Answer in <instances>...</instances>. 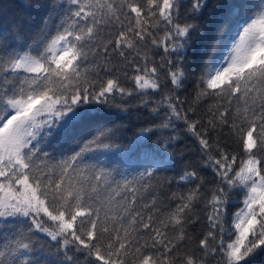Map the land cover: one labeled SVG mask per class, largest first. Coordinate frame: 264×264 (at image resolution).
I'll list each match as a JSON object with an SVG mask.
<instances>
[{"label":"snow or ice","instance_id":"1","mask_svg":"<svg viewBox=\"0 0 264 264\" xmlns=\"http://www.w3.org/2000/svg\"><path fill=\"white\" fill-rule=\"evenodd\" d=\"M66 5L37 0L38 16L0 27V220L24 218L0 240V264H249L264 252V0L217 17L211 54L195 44L208 0ZM141 109V133L170 130L165 149L177 122L195 138L185 191L153 183L167 163L155 153L131 180L86 156L115 147L112 110ZM76 121L91 139L60 158L45 150Z\"/></svg>","mask_w":264,"mask_h":264},{"label":"trees","instance_id":"2","mask_svg":"<svg viewBox=\"0 0 264 264\" xmlns=\"http://www.w3.org/2000/svg\"><path fill=\"white\" fill-rule=\"evenodd\" d=\"M36 2L37 0H0V27H3L5 22L10 23L14 19L20 21L22 18L38 16L39 11H42V9L38 11L35 8L29 9L27 7V5ZM39 2L43 4L47 3L48 0H39ZM57 2H60V0H57ZM64 3L67 6L66 0H64ZM208 3L209 9L204 10L200 19L204 35L198 37L195 41L197 54L205 49L211 54L212 45L215 43V35L212 36L211 40H207L205 37L214 29L217 17L220 14L226 13L232 5H241L240 15L242 18H246L258 10L261 0H208ZM27 26V20H25L24 27L27 28ZM233 30L235 31L234 26ZM216 34L218 35V30ZM227 47H231V42L227 44ZM224 54H227L226 50ZM82 107L87 108L88 105ZM91 115L96 114L92 113ZM151 120L152 116L145 109H141L139 112L133 110L131 113L112 110L107 118L108 126L115 123L122 125L124 129L117 138L111 141L115 147L96 149L93 146L92 151L86 153V156L91 158L90 162L92 163H99L104 167L114 169L119 173L116 176L117 179L127 178L129 180L139 172L144 171L145 167H155V165H150L145 160V153H155L156 158L168 156L171 161L163 165L161 170L155 174L153 183L158 179L166 178L171 181V186L169 188L165 185V194H169L171 191H185L190 185L180 181L179 176L183 173L186 162L198 158L195 138L190 133H185L183 131L184 125L177 122L179 125V139L174 142L172 148L165 149L162 138L166 137L170 130L157 131L155 134L141 133L140 131L142 127H151V124L148 123ZM51 131L52 135L45 140L44 148L56 158H60L61 154H69L73 150H79V147H82L85 141L91 139L93 128L87 122L76 121L72 130L68 133H61L58 128ZM138 136L145 138L138 140ZM158 137L161 139H158ZM204 175L211 179L210 173H204ZM22 219L24 218H9L8 223L13 225L12 227H6L4 221L0 220V240L5 235L14 232L16 227L19 226L17 221ZM197 227L199 228V226ZM54 250L55 246L53 245L52 251ZM249 264H264V252L257 254Z\"/></svg>","mask_w":264,"mask_h":264},{"label":"rangeland","instance_id":"3","mask_svg":"<svg viewBox=\"0 0 264 264\" xmlns=\"http://www.w3.org/2000/svg\"><path fill=\"white\" fill-rule=\"evenodd\" d=\"M163 159V160H165V161H167V163H165L164 165H166V164H168L171 160H170V158L168 157V156H160L159 158H157V159Z\"/></svg>","mask_w":264,"mask_h":264}]
</instances>
